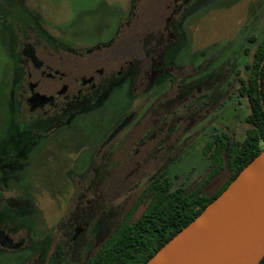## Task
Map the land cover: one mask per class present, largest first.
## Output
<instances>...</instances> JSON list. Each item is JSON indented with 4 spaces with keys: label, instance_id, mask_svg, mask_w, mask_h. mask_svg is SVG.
Wrapping results in <instances>:
<instances>
[{
    "label": "rangeland",
    "instance_id": "374dc122",
    "mask_svg": "<svg viewBox=\"0 0 264 264\" xmlns=\"http://www.w3.org/2000/svg\"><path fill=\"white\" fill-rule=\"evenodd\" d=\"M164 1L0 0V230L22 243L17 250L0 246V264H46L59 242L65 264L84 263L154 179L169 178L172 190L192 186L211 169L204 148L216 136L245 138L250 105L238 90L264 38V0H193L181 20L174 62L186 79L208 61L212 97L207 104L185 103L191 89L186 85L179 141L150 146L142 163L92 159L99 142L131 108L123 95H111L100 107L91 103L86 111L70 109L64 118L38 126L32 122L36 116L23 108L32 79L23 66L22 43L46 34L51 51L71 61L108 44L122 28L149 21ZM72 63L63 72L70 74L69 81L79 80L82 71ZM158 92L150 90V98ZM205 111L208 126L197 127Z\"/></svg>",
    "mask_w": 264,
    "mask_h": 264
},
{
    "label": "flooded vegetation",
    "instance_id": "af4514ba",
    "mask_svg": "<svg viewBox=\"0 0 264 264\" xmlns=\"http://www.w3.org/2000/svg\"><path fill=\"white\" fill-rule=\"evenodd\" d=\"M192 4L193 0H165L149 21L122 28L108 44L87 49L82 57L74 56L71 61L51 51L46 34L33 35L32 43H22L23 66L27 78L32 79L23 108L28 107L25 110L29 116H36L32 122L38 126L44 121L62 119L70 109L86 111L91 103L100 107L111 95L118 94L131 103V108L99 142L94 161L142 163L150 146L176 144L180 139V98L185 86L191 87L185 103L207 104L212 97L213 71L208 61L198 65L186 79L174 62L181 45V20ZM153 47L157 51L155 59ZM71 62V67L82 71L79 80L69 81L70 74L63 72V67ZM153 88L159 92L150 98ZM208 114L205 111L197 127L207 128ZM21 244L0 230V246L17 250Z\"/></svg>",
    "mask_w": 264,
    "mask_h": 264
},
{
    "label": "trees",
    "instance_id": "16d2710c",
    "mask_svg": "<svg viewBox=\"0 0 264 264\" xmlns=\"http://www.w3.org/2000/svg\"><path fill=\"white\" fill-rule=\"evenodd\" d=\"M249 76L238 90L250 105V125L242 141L218 135L206 148L211 169L196 184L172 190L170 179L159 176L143 191L111 234L82 264H146L164 245L196 220L237 176L264 151V38L258 43ZM145 205L134 218L135 211ZM63 243L56 244L46 264H65ZM259 264H264V258Z\"/></svg>",
    "mask_w": 264,
    "mask_h": 264
},
{
    "label": "water",
    "instance_id": "95a60500",
    "mask_svg": "<svg viewBox=\"0 0 264 264\" xmlns=\"http://www.w3.org/2000/svg\"><path fill=\"white\" fill-rule=\"evenodd\" d=\"M263 258L264 151L146 264H259Z\"/></svg>",
    "mask_w": 264,
    "mask_h": 264
}]
</instances>
